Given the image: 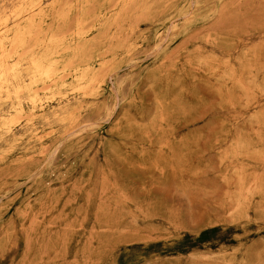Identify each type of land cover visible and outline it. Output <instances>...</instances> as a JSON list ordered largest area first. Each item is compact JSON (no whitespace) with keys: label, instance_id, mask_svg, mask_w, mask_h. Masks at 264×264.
Returning <instances> with one entry per match:
<instances>
[{"label":"rangeland","instance_id":"374dc122","mask_svg":"<svg viewBox=\"0 0 264 264\" xmlns=\"http://www.w3.org/2000/svg\"><path fill=\"white\" fill-rule=\"evenodd\" d=\"M0 38V264H264V0H0Z\"/></svg>","mask_w":264,"mask_h":264},{"label":"bare ground","instance_id":"6f19581e","mask_svg":"<svg viewBox=\"0 0 264 264\" xmlns=\"http://www.w3.org/2000/svg\"><path fill=\"white\" fill-rule=\"evenodd\" d=\"M88 1H90V0H88ZM92 1V0H91ZM70 3V2H69ZM74 5V4H73ZM85 5V4H84ZM83 5V7H85ZM90 5V4H89ZM38 6V5H37ZM63 6H64V4H63ZM67 6V5H66ZM86 6H87V4H86ZM73 6L71 5L70 6V8H72ZM90 7V6H89ZM30 8V7H29ZM69 8V9H70ZM77 8V7H76ZM80 8H81V5H80ZM88 8V7H87ZM68 9V10H69ZM89 9V8H88ZM59 10V9H58ZM78 10V9H77ZM81 10H82V8H81ZM62 11V10H61ZM60 11V12H61ZM87 11V9H85L83 12H86ZM39 12V11H38ZM67 12V11H66ZM58 13H59V11H58ZM65 13V12H64ZM99 13V12H98ZM37 14V13H36ZM68 14V13H67ZM85 14V13H84ZM88 14V13H87ZM32 16V15H31ZM30 16V17H31ZM85 16V15H84ZM87 16V15H86ZM102 16V15H101ZM74 17V16H73ZM66 18H68V17H66ZM85 18V17H84ZM83 17H82V19H84ZM90 18V17H89ZM62 19H64V18H62ZM61 19V20H62ZM69 19V18H68ZM72 19V18H71ZM77 19L78 18H76L75 19V22L77 21ZM80 19V18H79ZM95 19V18H94ZM98 19V18H97ZM85 20V19H84ZM84 20H82L81 22H82V24H83V21ZM64 21V20H63ZM87 21V20H86ZM90 21V20H89ZM88 21V22H89ZM85 22V21H84ZM93 22V21H92ZM64 23V22H63ZM68 24H69V20H68V22H67ZM45 24V23H44ZM65 24V23H64ZM77 24V23H76ZM78 24H79V22H78ZM52 25V24H51ZM63 25H60V27H62ZM65 26H68V25H65ZM76 26V25H75ZM83 26V25H82ZM85 26H87V24L86 25H84V27ZM49 27H50V24H49ZM57 27V26H56ZM35 28V21L33 20V19H30V20H28L25 24H23L22 26H20V27H18L16 30H15V33L13 34V36H12V40H11V46H13L12 44H20V43H22V42H24L25 41V39H26V37L27 36H29L30 34H31V32H32V30ZM52 28V27H51ZM63 28V27H62ZM65 28V27H64ZM3 29V28H2ZM36 29H38V28H36ZM61 29V28H60ZM69 29V28H68ZM82 29V28H81ZM84 29V28H83ZM41 30V29H40ZM46 30V29H45ZM49 30V29H48ZM64 30V29H63ZM36 31V30H35ZM59 31V30H58ZM65 31V30H64ZM88 31V30H87ZM4 32V31H3ZM3 32H1V33H3ZM37 32V31H36ZM43 32V31H42ZM60 33V32H59ZM64 33V32H63ZM67 33H69V32H67L66 31V34ZM78 35H82L83 34V31H77L76 32ZM34 34V33H33ZM44 35L46 34V33H43ZM43 34H41L42 36H43ZM53 34H54V32H53ZM57 34H58V32H57ZM62 34V33H61ZM42 36H41V38H36L35 39V37L34 36H32L34 39H35V41H34V43H32V46L30 47L31 49H29V51L30 50H33L34 48L33 47H35V46H39V45H41V44H44V43H46V49H45V53L42 55V57H39V58H33L34 56H32V58L30 59V63H31V65H32V71H31V73H30V76H31V78H32V80L34 81V82H36V81H44V80H50V79H52V77H54L55 75H59L61 72H63L64 71V68L65 67H63V68H61L60 70L59 69H56L55 67H54V61L51 59V57L55 54L56 55V53H57V51L62 47V44H63V41H62V39L61 38H59V36H60V34H59V36H58V38L57 37H55L56 35H50V36H45V38H42ZM63 36V35H62ZM30 37V36H29ZM31 37V38H32ZM30 38V40H32ZM29 40V41H30ZM25 45H27V44H25ZM28 45H29V43H28ZM30 46V45H29ZM68 46V45H67ZM16 47V46H15ZM27 47V49H28V46H26ZM25 47V48H26ZM73 47V46H72ZM11 47L9 46V49H10ZM69 48H70V46H69ZM13 49V48H12ZM65 49H66V46H65ZM64 49V50H65ZM67 49H68V47H67ZM26 50V49H25ZM63 50V49H62ZM61 50V51H62ZM70 50H72V48H70ZM26 53H28V51L26 52ZM65 53V52H64ZM22 54H25L24 52L22 53ZM58 55V54H57ZM23 56V55H22ZM16 64V63H15ZM14 65V64H13ZM68 68V67H67ZM59 71V72H58ZM89 71V70H88ZM7 72H8V67H7V65H6V50H5V46H4V42H3V39H1L0 38V85H1V83H3L5 80H6V75H7ZM87 72V71H86ZM86 72L85 73H82L81 75H82V77H84V74H86ZM88 73V72H87ZM80 75V76H81ZM87 75V74H86ZM62 76V75H61ZM60 76V77H61ZM64 76V75H63ZM67 77V76H66ZM65 77V78H66ZM71 77V76H70ZM85 77H87V76H85ZM57 78H59V77H57ZM62 79V78H61ZM78 79V78H77ZM95 79V78H94ZM97 79V78H96ZM63 80H65L64 79V77H63ZM63 80H61V81H63ZM55 81V80H54ZM60 81V80H59ZM82 81V80H81ZM84 81V80H83ZM53 83V82H52ZM52 83H50V85L52 84ZM79 83V82H78ZM96 83V82H95ZM86 87V86H85ZM79 89V88H78ZM33 91V90H32ZM53 97V96H52Z\"/></svg>","mask_w":264,"mask_h":264}]
</instances>
